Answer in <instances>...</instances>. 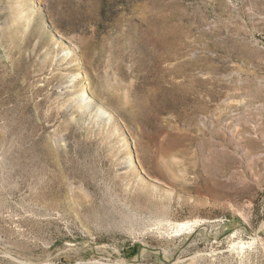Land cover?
<instances>
[{
    "label": "rangeland",
    "instance_id": "obj_1",
    "mask_svg": "<svg viewBox=\"0 0 264 264\" xmlns=\"http://www.w3.org/2000/svg\"><path fill=\"white\" fill-rule=\"evenodd\" d=\"M0 264H264V0H0Z\"/></svg>",
    "mask_w": 264,
    "mask_h": 264
}]
</instances>
